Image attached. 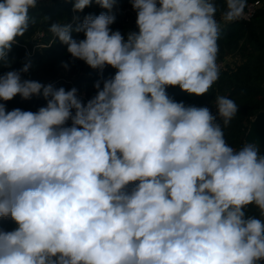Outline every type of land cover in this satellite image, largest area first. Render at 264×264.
Here are the masks:
<instances>
[{"label": "clouds", "instance_id": "clouds-1", "mask_svg": "<svg viewBox=\"0 0 264 264\" xmlns=\"http://www.w3.org/2000/svg\"><path fill=\"white\" fill-rule=\"evenodd\" d=\"M95 2L110 13L115 0ZM131 2L138 31L126 36L103 12L76 27L80 41L70 25L49 29L74 59L117 69L86 103L76 88L21 80L30 60L0 75V100H46L37 112L0 103V218L17 225L0 229V264L264 261V155L224 138L238 105L217 96L213 115L167 94L179 86L203 96L219 79L216 0ZM36 3L0 0V63ZM90 3L76 0L74 10ZM224 4L225 23L244 17L247 0Z\"/></svg>", "mask_w": 264, "mask_h": 264}, {"label": "trees", "instance_id": "trees-1", "mask_svg": "<svg viewBox=\"0 0 264 264\" xmlns=\"http://www.w3.org/2000/svg\"><path fill=\"white\" fill-rule=\"evenodd\" d=\"M257 1H261L262 5L250 20L239 19L222 23L217 42V61L225 60L230 53H233L232 56H236V59L232 57L228 66L220 70L219 79L212 85L209 93L190 96L179 86L167 88V94L176 102H183L186 106H206L213 115H217V112L213 111L217 96L234 100L238 105V112L223 131L226 142L236 150L246 143L245 137L251 120L264 110V0H247V3ZM75 2L76 0H43L36 3L34 8H30L28 31L23 37L16 38L7 61L0 63V75L19 71L30 60L31 67L27 73H21V80L36 81L45 86L51 84L55 89L63 87L66 91L75 86L80 93L85 94V98H81L85 103L93 98L97 93L96 82L100 81L102 89L103 81L113 78L117 69L106 66L101 72L92 69L82 60L74 59L67 51L68 46L49 31L50 27L56 23L70 25L72 38L80 41L85 39V36L83 32H76V27L86 16H96L103 12L115 16L114 23L109 26L111 31L118 30L126 36L129 31H138L137 12L131 0H115L110 13L95 0L82 11H76ZM216 3V17H219L226 5L224 0H216ZM0 103L5 104L7 111L19 108L37 112L40 107L46 106L42 94L33 95L28 100L17 94L12 100H0ZM217 122L223 127V122L218 116ZM68 125H71V121ZM258 148L260 154L264 155V148ZM246 212L250 216L260 218V212L254 205H250ZM16 227L11 218H0V229L12 231ZM259 264H264V261Z\"/></svg>", "mask_w": 264, "mask_h": 264}, {"label": "water", "instance_id": "water-1", "mask_svg": "<svg viewBox=\"0 0 264 264\" xmlns=\"http://www.w3.org/2000/svg\"><path fill=\"white\" fill-rule=\"evenodd\" d=\"M245 141L264 148V110L251 120Z\"/></svg>", "mask_w": 264, "mask_h": 264}, {"label": "built area", "instance_id": "built-area-1", "mask_svg": "<svg viewBox=\"0 0 264 264\" xmlns=\"http://www.w3.org/2000/svg\"><path fill=\"white\" fill-rule=\"evenodd\" d=\"M262 5V2L261 1H257V2H249L247 3V6L245 8V11H244V17L241 18L243 20H250L256 13L257 9ZM239 20V19H238ZM222 25H220V28H221ZM40 35H42V33H40ZM229 62H231V59H225V60H218L217 61V64L219 66V69L220 70H223L225 69ZM73 88H76L75 86H73ZM77 95L78 97L80 98H85V94L84 93H80L78 90H77ZM213 111L216 113L217 112V109L216 107H214Z\"/></svg>", "mask_w": 264, "mask_h": 264}, {"label": "rangeland", "instance_id": "rangeland-1", "mask_svg": "<svg viewBox=\"0 0 264 264\" xmlns=\"http://www.w3.org/2000/svg\"><path fill=\"white\" fill-rule=\"evenodd\" d=\"M43 0H37V3L41 2ZM216 19L220 22V25H223L222 23H225L222 19H221V16L219 17H216ZM229 23V22H228ZM233 53H230L228 56H227V59H231L232 57H234V59H236L235 57L236 56H232ZM235 54V53H234Z\"/></svg>", "mask_w": 264, "mask_h": 264}]
</instances>
